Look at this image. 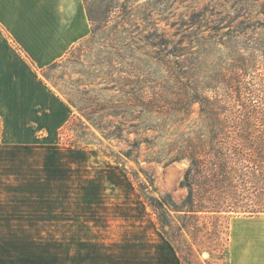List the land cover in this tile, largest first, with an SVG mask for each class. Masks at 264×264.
<instances>
[{
  "label": "rangeland",
  "instance_id": "374dc122",
  "mask_svg": "<svg viewBox=\"0 0 264 264\" xmlns=\"http://www.w3.org/2000/svg\"><path fill=\"white\" fill-rule=\"evenodd\" d=\"M83 2L87 13L90 12L94 19L90 23L91 34L46 72V80L52 89H102L106 86L103 84L104 73L110 71L108 64L112 65L114 61L120 63L123 71L129 74L136 68L144 71L146 76L149 72V82L146 84L150 87L157 88L160 85V89H179L183 87L179 80L186 79L181 74L176 75L179 78L171 77L166 65L154 64L152 57L157 56L158 50L153 43L162 42L166 45L162 51L172 47H186L188 51L181 57L183 59L189 58L192 52L204 45L208 58L206 68L203 69L206 71L219 63L224 66L227 47H234L237 42L244 41V37L251 34L252 28L249 27L264 20L261 15L264 0ZM115 79L120 78L115 76ZM130 88L132 86L124 89ZM67 93L75 97L73 93ZM70 107V118L52 132L47 143L42 140L38 149H26L31 150L26 152V165L52 167V182L62 177L77 182L83 180L81 177L88 176L90 182L104 180V188L107 190L105 195L107 192L111 194L112 189L117 192L123 190L129 198L143 200L149 212L154 215L159 229L179 254L182 264H230V228L234 217H190L168 206L172 200L178 206L177 210L183 209L181 207L189 188L181 187L180 183L189 165L187 160L166 166L167 161H148L150 151L145 150L139 160H125L124 165L117 164L104 154V147L117 153L125 146L116 140L104 141L97 132L98 140L94 138L88 142L86 137L79 138L81 130L77 132L79 127H74L73 121L77 124L80 115L74 107ZM198 117L199 106L196 105L192 117L184 125L188 126ZM100 143L104 146L98 145ZM75 167H82V173H74ZM100 170L104 173L98 174ZM93 200L97 202V198ZM89 202L93 203L92 199ZM111 202L106 196L103 198L108 213L113 204H119ZM57 229L63 230L64 225H58ZM78 240L80 238L75 237L0 238V264H66L65 245L73 243L77 246ZM53 247H56L55 253L52 252Z\"/></svg>",
  "mask_w": 264,
  "mask_h": 264
},
{
  "label": "crops",
  "instance_id": "0c3cea01",
  "mask_svg": "<svg viewBox=\"0 0 264 264\" xmlns=\"http://www.w3.org/2000/svg\"><path fill=\"white\" fill-rule=\"evenodd\" d=\"M90 34L83 0H0V238H80L65 245L66 264H182L143 200L105 195L104 180L88 176L52 182V167L26 165V149L47 143L72 113L41 70ZM105 196L119 202L110 213ZM228 257L264 264V215L232 219Z\"/></svg>",
  "mask_w": 264,
  "mask_h": 264
},
{
  "label": "trees",
  "instance_id": "16d2710c",
  "mask_svg": "<svg viewBox=\"0 0 264 264\" xmlns=\"http://www.w3.org/2000/svg\"><path fill=\"white\" fill-rule=\"evenodd\" d=\"M261 8L264 17V3ZM87 14L92 23L94 19ZM249 28L251 34L244 41L227 47L225 65L219 63L206 71L208 58L203 44L183 59L186 47L162 51L166 45L153 43L158 50L152 57L154 64L166 65L171 77L181 74L186 79L179 80L183 86L179 89L150 87L146 84L149 72L146 76L136 68L129 74L114 61L104 73L106 86L102 89L53 90L80 115L77 124L73 121L74 127H79L77 132L81 130L79 138L86 137L89 142L97 132L104 141L116 140L125 146L117 153L104 147V154L117 164L139 160L145 150L150 151L148 161H167L166 166L187 160L180 186H187L189 193L183 209L177 210L172 200L168 204L175 212L190 217L262 216L264 20ZM59 62L41 70L44 80L46 72ZM127 86L132 88L124 89ZM196 105L199 117L185 126Z\"/></svg>",
  "mask_w": 264,
  "mask_h": 264
}]
</instances>
